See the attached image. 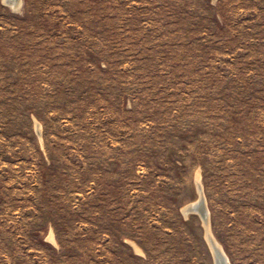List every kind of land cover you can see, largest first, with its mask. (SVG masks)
<instances>
[{"label": "rangeland", "instance_id": "374dc122", "mask_svg": "<svg viewBox=\"0 0 264 264\" xmlns=\"http://www.w3.org/2000/svg\"><path fill=\"white\" fill-rule=\"evenodd\" d=\"M198 177L264 264V0H0V264H215Z\"/></svg>", "mask_w": 264, "mask_h": 264}, {"label": "water", "instance_id": "95a60500", "mask_svg": "<svg viewBox=\"0 0 264 264\" xmlns=\"http://www.w3.org/2000/svg\"><path fill=\"white\" fill-rule=\"evenodd\" d=\"M199 190L201 192L200 197L198 198L196 202H194L193 204H190L183 214L184 215H188L191 213L198 214V216L202 219L203 224H207V214H206V209L204 205V197H203L201 189ZM208 240H209L208 241L209 245L212 248L214 263L215 264H226L224 255L218 251L214 241L211 238H209Z\"/></svg>", "mask_w": 264, "mask_h": 264}, {"label": "bare ground", "instance_id": "6f19581e", "mask_svg": "<svg viewBox=\"0 0 264 264\" xmlns=\"http://www.w3.org/2000/svg\"><path fill=\"white\" fill-rule=\"evenodd\" d=\"M8 3H9V5H12V7H14V8H18L19 7V5H20V2H21V0H6ZM200 179H199V177L197 178V191H198V198L200 197V194H201V192H200V190L199 189H201L202 187H200V186H202V185H200V181H199ZM199 188V189H198ZM202 190V189H201ZM198 200V199H197ZM196 200V201H197ZM195 201V202H196ZM193 204V203H192ZM188 206L189 205H187V206H185L183 209H182V212L184 213L185 212V210L188 208ZM189 215V214H188ZM187 217V216H186ZM205 228H206V237H207V240L209 239V238H211L213 241H214V243H215V245H216V247H217V249H218V251L220 252V253H222L223 254V252H222V249H221V247H220V245L213 239L214 237H213V235H212V233H211V231H210V227H209V223H208V219H207V224H205ZM209 241V240H208Z\"/></svg>", "mask_w": 264, "mask_h": 264}]
</instances>
